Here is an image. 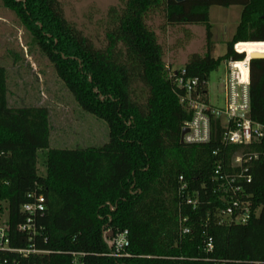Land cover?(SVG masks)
Instances as JSON below:
<instances>
[{
    "label": "trees",
    "instance_id": "1",
    "mask_svg": "<svg viewBox=\"0 0 264 264\" xmlns=\"http://www.w3.org/2000/svg\"><path fill=\"white\" fill-rule=\"evenodd\" d=\"M1 2L31 35L79 108L108 128L102 147L48 150L42 160L45 176H38V152L49 143L47 110L10 108L6 72L0 67V179L7 182L0 186V199L14 248L26 246L16 232L26 195L39 188L46 200L37 220L46 242L37 247L48 254L21 264H72V254L82 255L79 264H264V141L225 147L216 124V137L208 144H181L191 112L180 103L184 91L175 85L163 49L146 25L152 13L161 11L170 25L204 27L205 55L189 56L182 70L183 79H196L197 91L205 95L211 72L228 60L243 59L233 51L236 44L242 54L240 47L253 53L250 45L264 46V0H118L107 12L101 49L64 19L59 0ZM214 5L241 7L225 55L217 59L210 56L208 12ZM249 97V120L264 126V59L250 60ZM238 152L260 155L249 165L251 181L244 185L257 214L242 225L219 224L225 201L218 183L211 181L213 170L218 163L229 170ZM180 176L199 199L195 211L178 198ZM184 218L186 235L181 234ZM125 231L123 257H110L111 242ZM208 240L211 252L204 250Z\"/></svg>",
    "mask_w": 264,
    "mask_h": 264
},
{
    "label": "rangeland",
    "instance_id": "2",
    "mask_svg": "<svg viewBox=\"0 0 264 264\" xmlns=\"http://www.w3.org/2000/svg\"><path fill=\"white\" fill-rule=\"evenodd\" d=\"M59 4L64 19L72 27L94 47H105L107 12L118 5V0H59ZM240 13L241 7L237 5L209 8L212 58L225 55L226 44L239 23ZM146 25L163 49V63L170 75L180 72L189 56H204L206 53L202 26L170 25L161 11L152 13ZM248 48L264 55L263 45ZM0 67L6 72V100L10 108L40 107L47 110L49 143L48 149L38 152V176H45L42 160L48 150H84L99 148L108 142L106 124L79 108L52 64L32 42L31 35L14 13L3 7L1 0ZM224 78L225 63H221L207 79V100L215 108L224 106Z\"/></svg>",
    "mask_w": 264,
    "mask_h": 264
},
{
    "label": "built area",
    "instance_id": "3",
    "mask_svg": "<svg viewBox=\"0 0 264 264\" xmlns=\"http://www.w3.org/2000/svg\"><path fill=\"white\" fill-rule=\"evenodd\" d=\"M233 47L236 54L243 55L241 61L228 60L225 62L224 78V106L215 108L209 105L207 94L197 91L198 81L184 80L183 70L178 75L174 73L175 85L184 91L180 103L185 105L191 112V119L184 124L183 129L187 133L182 142L187 145H206L213 137H216V124L220 127L219 139L223 146L247 147L252 144H260L264 141V126L253 123L248 118L249 97V69L250 58ZM264 51V50H263ZM217 151L212 154L217 155ZM2 154H0L1 156ZM264 157V156H262ZM260 158L256 153H235L231 157L229 170H224L219 163L213 170L212 182L218 183L220 198L225 201V207L219 210V224H245L257 214L252 209L249 196L244 194V185L249 184V165ZM7 182L0 179V186ZM203 188V186H201ZM178 198L181 203L195 211L199 205L197 195L191 193L186 181L180 176L178 178ZM45 197L39 188L26 195V202L19 207L23 221L16 226V232L25 237L26 246L14 248L7 233V209L5 203L0 199V254L8 255L10 258L0 259V264H21L23 260L30 257L47 255L48 252L38 249L37 243H45L43 228L38 225L37 220L42 216L45 209ZM112 210V209H110ZM186 219L181 220V234L189 233L185 226ZM128 246L127 232L116 236L111 242L112 252L110 257H123L121 254ZM205 251H212L211 240L207 241ZM81 254H72L73 263L79 264L78 258Z\"/></svg>",
    "mask_w": 264,
    "mask_h": 264
},
{
    "label": "water",
    "instance_id": "4",
    "mask_svg": "<svg viewBox=\"0 0 264 264\" xmlns=\"http://www.w3.org/2000/svg\"><path fill=\"white\" fill-rule=\"evenodd\" d=\"M239 0H175L177 3H183V2H237ZM253 59H264V58H253ZM187 129H183L181 131L180 135V143L182 144V138L187 133Z\"/></svg>",
    "mask_w": 264,
    "mask_h": 264
},
{
    "label": "bare ground",
    "instance_id": "5",
    "mask_svg": "<svg viewBox=\"0 0 264 264\" xmlns=\"http://www.w3.org/2000/svg\"><path fill=\"white\" fill-rule=\"evenodd\" d=\"M239 51L245 52V54H247V57L250 58V59H253V58H264V55L261 56L260 53L254 52V51H253V53H249V52H247V50H244V48L243 49L240 48Z\"/></svg>",
    "mask_w": 264,
    "mask_h": 264
}]
</instances>
